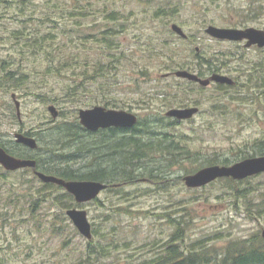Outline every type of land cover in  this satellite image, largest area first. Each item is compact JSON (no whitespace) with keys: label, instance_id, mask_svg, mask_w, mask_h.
I'll use <instances>...</instances> for the list:
<instances>
[{"label":"rangeland","instance_id":"rangeland-1","mask_svg":"<svg viewBox=\"0 0 264 264\" xmlns=\"http://www.w3.org/2000/svg\"><path fill=\"white\" fill-rule=\"evenodd\" d=\"M41 1L0 0V70H14L22 65V70L28 74L26 82L20 86L9 82L5 72L0 71V77L6 78L7 83L5 90L0 89V133L7 132V140L14 141L17 132L25 135L29 132L36 139L38 148L27 152L37 161L36 170L46 173L49 168L44 166L49 160L48 141L56 137L55 130L63 127L65 122H74L75 118L79 122L80 108L103 105L99 102L103 93L98 87L103 85L104 79L88 84V89L82 92L77 102L63 98L57 100L68 79L44 73L47 57L43 52L20 55L18 46L9 36L28 17H33L28 20V27L40 26L43 32L59 26L53 32L58 37L57 42L67 41L69 36H64L62 30L70 31L68 29L76 22V19H62L56 15L52 16L55 22L48 20L47 10ZM82 1L90 4L88 17L82 19L85 32L90 34L82 46L76 41L77 45L70 48H79L90 61L103 60V47L95 37L101 30L116 26L120 30L116 38L129 56L109 80L113 83L107 96L113 97L118 107L104 106L132 111L142 119L153 114L164 115L170 105L164 103L162 95L156 96V92L178 97L181 90L191 88L189 93L201 99V111L168 130L181 139L178 142L184 145L186 140L194 154L217 158L219 162L210 165L233 164L241 159H237L240 154L257 155L252 146L264 138V88L259 94L247 88L240 95L234 90L222 95L212 85L192 93L200 89L189 80L174 74L162 75L166 72L165 63L171 61L161 47L168 45L178 52L176 60L181 59L185 63H192L196 46L201 47L200 53L206 57H228L230 60L225 70L231 69L233 75H239L238 70L246 73V69H252V73L247 78L241 77L240 81H248V77L253 75L255 84L258 74H264V62L262 67H258L255 61L264 58V53L241 50L229 42L208 40L203 28L209 22L215 25L257 24L264 28V0ZM261 3L262 6H258ZM111 11L119 13L121 18L116 22L106 19V14ZM255 13L260 17L256 18ZM172 23L181 26L189 38L184 39L174 33L170 28ZM7 64L9 68H6ZM187 69L197 71L195 67ZM245 93L249 94L245 101L233 99L245 97ZM16 101L19 103V115ZM50 105L58 111L56 117L48 110ZM213 105L218 108L215 112L212 111ZM103 136L108 138L105 131L91 134L88 141L95 144L102 141ZM55 143L51 142L50 146L55 147ZM199 156L195 161L180 160L179 165H173L166 172L169 180L164 184L137 180L122 185L118 190L101 191L97 196L99 202L93 200L75 206L87 212L92 225L91 239L80 234L65 214L59 196L66 192L64 188L51 192L46 200L36 202L41 196L38 190L43 183L31 168L7 172L0 166V264H137L162 252L161 247L174 233V225L165 216L184 222L186 245L203 239L210 248L214 247L219 252L230 241L261 233L264 212L258 213L255 207L264 208V172L236 186L227 178H219L202 187H187L183 180L185 175L210 166L204 164ZM90 157L75 159L69 156L66 161L71 167L85 171L82 165L87 162L91 166L93 161ZM226 159L231 162L222 163ZM157 161L165 160L156 156L151 164ZM106 184L109 187L114 185ZM238 187L253 190L244 198L235 193ZM247 198L251 202L248 203ZM94 228L97 234L93 232ZM88 242L104 249L101 258L92 263L84 261Z\"/></svg>","mask_w":264,"mask_h":264},{"label":"trees","instance_id":"trees-1","mask_svg":"<svg viewBox=\"0 0 264 264\" xmlns=\"http://www.w3.org/2000/svg\"><path fill=\"white\" fill-rule=\"evenodd\" d=\"M41 2L47 10L46 18L48 20L55 22L52 16L56 15L62 19H76V22L72 28L68 29L70 31L62 30L64 36L67 34L69 36L67 37V41L57 42L58 37L53 32L55 29L60 28L59 26L54 27V29L48 32H43L40 26L32 27L30 25L28 27V20L33 18L28 17V19L21 22L19 28L11 31V35L9 36L18 46L17 49L20 50V55H29L31 52L36 55V53L43 52L47 57V63L43 66L44 73L68 79L67 86H64L62 91L59 92V95L56 97L57 100L61 98V100L70 99L71 102H77L79 100L78 97L83 94L82 92L88 89V84L97 82L98 79L102 78L104 79L101 82L103 85H99L98 89L103 93V99H100L99 102L106 106L118 107V103L114 101V98L108 97L107 94L111 92L110 84L113 83L109 81L111 74L129 57L124 53L123 48L121 49V42L116 38L120 30L115 26L100 31L99 35L95 38L103 47V60L90 61L86 56L82 55L80 50H78L79 48H70V46L74 47L77 45L74 43L76 41L81 46L87 41V35L90 33L85 32L82 19L83 17H88L90 4L88 2L84 3L82 0H42ZM105 18L116 22L121 17L116 11H111L106 14ZM78 47L80 46L78 45ZM68 48L70 49L68 50ZM161 51L171 61L165 63L164 70L166 72L162 75H170L175 70L187 69L189 67L197 68V71H189L197 72L200 76L207 73V66L185 63L181 59L176 60L178 52L173 51L168 45H162ZM194 55L197 58L200 57V54L196 51ZM9 66L6 68H9ZM0 71L5 72L4 74L8 81H13L15 85L22 86L27 80L28 74L22 70V65H19L14 70L5 69ZM1 80L6 82V78L2 76L0 77V83ZM262 83L264 86V75L262 77ZM198 89L200 90L191 92H200L204 87L198 86ZM190 90L192 89L185 88L181 90L180 93H177L179 98L177 96L170 97L165 92H156V96L162 95L163 99L162 97L161 99L164 100L166 105H170V108L172 106H188L189 104L199 105L201 99L192 96L189 93ZM92 104L86 103V105ZM64 124L63 127L55 130L56 137L47 143L49 144L47 145L49 160L44 163V166L49 168L46 170V173L56 175L65 180L91 179L108 182L109 184H114L107 188L110 191L115 190V188L118 190L122 185L136 182L137 180H152L156 184H164L169 180V173L166 172H169L170 168L177 161H195L199 156L197 153L194 154L189 150L186 140H184V145H181L178 142L181 139H177L175 134L168 131L176 126L174 120L171 117H166L161 114H153L144 119L139 118L137 124L127 131L129 133H126V130L122 131L121 129L112 127L107 130L91 133L79 124L77 118H75L74 122H65ZM104 131L108 136L107 139L106 137L104 139L103 136V139L101 138L102 141L98 140L95 144L88 141L89 135H97L104 133ZM121 132L122 134H119ZM51 142H56L55 147L53 146L52 148L50 146ZM68 149L73 151L67 153L70 152ZM252 149L254 154L264 153V138L254 142ZM12 154H16L18 157H27L26 155L29 153L25 150H18ZM55 156L57 159H54ZM69 156L75 159L81 156H86V158L91 156L90 158L93 163L91 166L87 165V162L83 163L82 166L86 169L85 171H81V169H75L73 166L68 165L69 161L66 160ZM156 156H159L161 160L165 161H157L159 163L158 166H156L158 163L152 165L151 162H153ZM247 156L248 154H240L237 156V159ZM58 157L61 158L59 159ZM199 157L203 158L204 164L210 165L219 162L217 158L210 157V155ZM230 162V159H226L222 163ZM187 171H192V169H188ZM248 179L250 177L239 181L227 178L235 186L239 182ZM42 186L38 190L41 196L38 197L36 202L46 200L51 196V192L62 189L61 186L53 183H43ZM252 190L238 187L234 191L239 196L241 195L245 198L248 197V194ZM59 196L60 203L65 211L68 208L79 206V203L74 200L73 195L70 193L62 192ZM95 200L99 202L97 197ZM247 202H251V199L247 198ZM255 208H257L258 213L264 212L263 207ZM165 217L168 218L167 221L170 224L174 225V233L161 247L162 252L155 255L151 260L144 259L137 264H264V240L259 232L245 239L230 241L224 250L219 252L214 247L210 248L203 239L186 245L184 222L182 223L178 219H173L170 216ZM54 230L56 231L55 228ZM93 232L97 234L96 228H94ZM88 243V253L85 254L84 261L92 263L96 259L101 258L104 249L96 244L91 246L92 242ZM182 246L184 247L181 249Z\"/></svg>","mask_w":264,"mask_h":264},{"label":"water","instance_id":"water-1","mask_svg":"<svg viewBox=\"0 0 264 264\" xmlns=\"http://www.w3.org/2000/svg\"><path fill=\"white\" fill-rule=\"evenodd\" d=\"M171 30L182 38H186L187 34L176 23H172ZM206 32L219 39L230 40H242L247 39V45L256 44L260 47L264 46V30L255 28L230 29L220 28L210 25L206 29ZM177 77L186 78L199 82L201 85H208L211 80L216 82H223L231 84L233 80L228 76L221 74H213L210 78H200L195 73H192L186 69H178L173 73ZM14 97V94H12ZM15 106L17 108V114L19 115V103L16 101ZM48 110L53 117L58 115V111L55 106L50 105ZM198 107H173L165 112L166 116L174 117L179 120L189 119L197 113ZM78 118L80 124L89 131H96L100 128H131L137 121L138 117L131 111L125 109L106 108L101 105H95L91 108H80L78 110ZM16 139L18 142L23 143L31 149L37 148V141L34 137L25 135L21 132L16 133ZM0 164L6 170H16L19 168L31 167L34 170L35 175L44 183H55L62 186L67 192L74 196V199L78 203L88 202L93 200L100 191L106 189L108 184L105 182L91 180V179H73L65 180L53 174H47L35 169L36 160L33 158L16 157L6 152L0 147ZM264 172V156L249 157L237 161L231 165H210L205 166L197 171L187 174L183 177V180L187 187H201L206 185L220 177H232L234 179H243L258 173ZM66 215L72 221L80 234L85 238L90 239L92 237L91 223L88 219L85 209H79L71 207L66 210ZM261 236L264 239V229L261 230Z\"/></svg>","mask_w":264,"mask_h":264},{"label":"flooded vegetation","instance_id":"flooded-vegetation-1","mask_svg":"<svg viewBox=\"0 0 264 264\" xmlns=\"http://www.w3.org/2000/svg\"><path fill=\"white\" fill-rule=\"evenodd\" d=\"M260 5L262 6V3L259 4L258 6H260ZM256 9H257L256 10V12H257L258 11V7H256ZM255 16H256V18L260 17L257 13H255ZM210 25L217 26V27H220V28H230V29H241V30H244L246 28H250L251 27V28H255V29L264 30V28H262L261 26H258L257 24H255V25H245V24L215 25L212 22H209L203 28V31H204L205 35L208 36V38H207L208 40L216 41V42H229V43H232V44H235V45L239 46V48L241 50H243V49L244 50H255V51L260 52L261 54L264 53V46L263 47H260V46H258L256 44H252V45H249L248 46L247 45V42H248L247 39H242V40L219 39V38H216V37H213V36L209 35L206 32V29ZM188 38H189V35H187L186 39H188ZM200 49H201V47H199V46H196L195 47V51L200 54V57H198V58L195 57L192 60V63L191 64L201 65V66H207L208 67L207 68V74L200 76V75H198L197 72H193V73H195L197 76H199L200 78H203V79L210 78L213 74H221V75L228 76L229 78H231L233 80V82L231 84H228V83H223V82L221 83V82H216V81L211 80L209 82V84L208 85H205V86L204 85H201L197 81H193V80L191 81V80H189V82L193 83L196 86L204 87V89L213 85V86H215V87H217L219 89V91L222 93V95H226L228 92H230L232 90L235 91L234 93L240 95L247 88L250 89L251 91H254L256 94H259L260 91H261V88H264L263 83H262V77H263L264 74H262V73L258 74V77H257L258 78V81L255 84L253 83V80H252L253 75H250L248 77V81L245 80V79L243 81H240V78L241 77L247 78L246 76L248 74H251L252 73V69H246V73H243L242 70H238L239 75H233V73H231L232 72L231 69H229L228 72L225 70L226 69L225 68L226 63L230 60V58H228V57L227 58H222V57H218L217 55H211L210 57H206L205 55H203V54L200 53ZM233 59L234 60H242V58H233ZM263 60H264V58H258V59H256L255 64H257L258 67H262L263 62H264ZM167 76H169V74ZM0 89H2V90H5L6 89V82L3 81V80H1ZM263 93H264V89L262 90V94ZM244 96L245 97H243V96L233 97V99H238V100L245 101L246 98L249 97V94L245 93ZM191 106L198 107V111H197V113L195 115H197L201 111L200 105L193 104ZM182 107H187V106H182ZM212 109H214V112H215L218 108L215 105H213L212 106ZM171 118L174 120V124L176 126L179 125V124H181L182 121H185V120H179V119L173 118V117H171ZM109 128H111V127H109ZM112 128H115V127H112ZM131 128H117V129H121L122 131H125L126 130V133H129L127 131L130 130ZM107 129H99L98 131H100V130H107ZM119 134H122V132L119 133ZM14 135H16V134H14ZM7 136H8L7 132L0 133V147H2L3 149H5L6 151L8 150L7 151L8 153L11 152L9 154H12L14 152H17L18 150H25L26 152L27 151H30L31 152V151L37 150V149H31L28 146L24 145L23 143L18 142L17 139H16V136L14 137L15 138L14 141H13V139H11L10 141L7 140ZM12 155H14V154H12ZM14 156H18V155L15 154ZM26 156H27L26 158H30V157L33 158L31 154L30 155L28 154ZM257 156H264V153L257 154L256 156H247V157L241 158V159H239L237 161H240V160L245 159V158L257 157ZM19 157H22V156H19ZM237 161H235V162H237ZM176 165H179V161L176 162ZM31 170H33V169L31 168ZM15 171H18V170H15ZM12 172H14V171H12ZM181 249H182V247H181ZM149 260H151V259H149Z\"/></svg>","mask_w":264,"mask_h":264}]
</instances>
